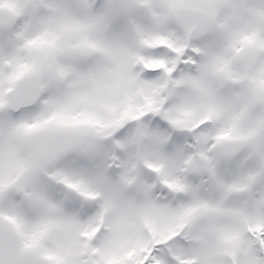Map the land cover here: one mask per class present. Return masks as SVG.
<instances>
[{"label": "snow or ice", "instance_id": "snow-or-ice-1", "mask_svg": "<svg viewBox=\"0 0 264 264\" xmlns=\"http://www.w3.org/2000/svg\"><path fill=\"white\" fill-rule=\"evenodd\" d=\"M0 264H264V0H0Z\"/></svg>", "mask_w": 264, "mask_h": 264}]
</instances>
